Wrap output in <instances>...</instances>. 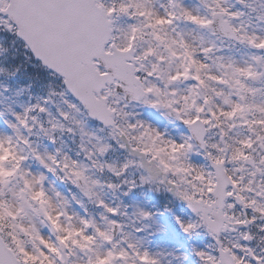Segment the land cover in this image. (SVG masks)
I'll use <instances>...</instances> for the list:
<instances>
[{
    "label": "snow or ice",
    "instance_id": "snow-or-ice-1",
    "mask_svg": "<svg viewBox=\"0 0 264 264\" xmlns=\"http://www.w3.org/2000/svg\"><path fill=\"white\" fill-rule=\"evenodd\" d=\"M4 39L0 264H264V0H0Z\"/></svg>",
    "mask_w": 264,
    "mask_h": 264
},
{
    "label": "trees",
    "instance_id": "trees-1",
    "mask_svg": "<svg viewBox=\"0 0 264 264\" xmlns=\"http://www.w3.org/2000/svg\"><path fill=\"white\" fill-rule=\"evenodd\" d=\"M5 42H6V41H5ZM5 42L2 43L0 47L4 48V44H5ZM2 45H3V46H2ZM5 46H6V47H5L4 49H6V50L10 49V54H9L8 57L16 56V57L18 58L17 61H16V63H18V64H19V63H23V57H22V56L19 57V54L13 51V48H12V46H11V44L9 43L8 40H7ZM5 55H6V52H4V56H5ZM24 67L27 68V65L25 64ZM23 70H24V69H22V71H23ZM29 70H30V69H29Z\"/></svg>",
    "mask_w": 264,
    "mask_h": 264
},
{
    "label": "rangeland",
    "instance_id": "rangeland-1",
    "mask_svg": "<svg viewBox=\"0 0 264 264\" xmlns=\"http://www.w3.org/2000/svg\"><path fill=\"white\" fill-rule=\"evenodd\" d=\"M235 55H237V58H240V53L239 52H236V53H234Z\"/></svg>",
    "mask_w": 264,
    "mask_h": 264
}]
</instances>
